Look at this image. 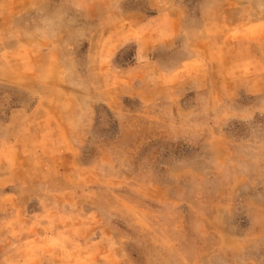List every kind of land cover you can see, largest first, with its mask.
<instances>
[{"label":"rangeland","instance_id":"obj_1","mask_svg":"<svg viewBox=\"0 0 264 264\" xmlns=\"http://www.w3.org/2000/svg\"><path fill=\"white\" fill-rule=\"evenodd\" d=\"M0 264H264V0H0Z\"/></svg>","mask_w":264,"mask_h":264}]
</instances>
